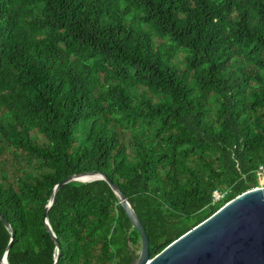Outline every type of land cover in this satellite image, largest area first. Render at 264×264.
<instances>
[{"label": "trees", "instance_id": "obj_1", "mask_svg": "<svg viewBox=\"0 0 264 264\" xmlns=\"http://www.w3.org/2000/svg\"><path fill=\"white\" fill-rule=\"evenodd\" d=\"M263 163L264 0H0V264H55L43 216L67 177L106 174L153 258ZM48 221L59 264L139 253L104 180L62 186Z\"/></svg>", "mask_w": 264, "mask_h": 264}, {"label": "water", "instance_id": "obj_2", "mask_svg": "<svg viewBox=\"0 0 264 264\" xmlns=\"http://www.w3.org/2000/svg\"><path fill=\"white\" fill-rule=\"evenodd\" d=\"M106 181L116 194L133 228L141 239L139 253L129 248L132 264H264V186L254 187L225 204L220 210L192 230L150 258V241L144 225L121 189L104 173H88L67 177L54 189L43 221L58 250L55 264H59L61 246L49 224L48 214L56 203L62 186L72 182ZM0 219L12 232L10 223L0 212ZM7 254L1 264H8Z\"/></svg>", "mask_w": 264, "mask_h": 264}, {"label": "built area", "instance_id": "obj_3", "mask_svg": "<svg viewBox=\"0 0 264 264\" xmlns=\"http://www.w3.org/2000/svg\"><path fill=\"white\" fill-rule=\"evenodd\" d=\"M257 176L261 179H264V163L259 165V167L257 169ZM223 197H224V195L222 193L216 191L214 193V203L220 201Z\"/></svg>", "mask_w": 264, "mask_h": 264}, {"label": "rangeland", "instance_id": "obj_4", "mask_svg": "<svg viewBox=\"0 0 264 264\" xmlns=\"http://www.w3.org/2000/svg\"><path fill=\"white\" fill-rule=\"evenodd\" d=\"M135 16H136V15H132L130 18H131V19H134V24H136V25H137V24H138V25H141L140 20H139V21H138V20H135ZM260 181H261V185L264 186V179H261V178H260ZM140 249H141V246L139 247V251H140Z\"/></svg>", "mask_w": 264, "mask_h": 264}]
</instances>
